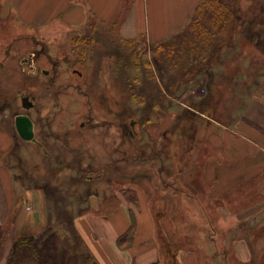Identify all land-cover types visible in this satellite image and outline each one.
<instances>
[{
	"label": "rangeland",
	"instance_id": "rangeland-1",
	"mask_svg": "<svg viewBox=\"0 0 264 264\" xmlns=\"http://www.w3.org/2000/svg\"><path fill=\"white\" fill-rule=\"evenodd\" d=\"M263 3L216 0L195 17L194 29L162 49L143 41L128 46L111 27L92 21L83 30L58 18L44 29L13 16L0 19V135L11 140L4 161L15 192L20 189L15 213L21 209L27 218L18 236L39 242L54 231L67 239L60 228L65 220L109 212L124 198L121 190L133 199L128 181L142 179L148 168L162 170L167 182L178 156L193 158L205 124L234 120L239 97L263 67ZM221 5L229 10L226 24L217 23ZM20 114L31 118L34 141L17 134L14 119ZM178 211L176 233L186 230L193 240L185 246L191 256L184 264H241L223 250V222L206 213L204 221L188 226ZM184 245L181 240L169 246L167 259ZM256 260L262 264L264 256Z\"/></svg>",
	"mask_w": 264,
	"mask_h": 264
},
{
	"label": "crops",
	"instance_id": "crops-1",
	"mask_svg": "<svg viewBox=\"0 0 264 264\" xmlns=\"http://www.w3.org/2000/svg\"><path fill=\"white\" fill-rule=\"evenodd\" d=\"M204 1L0 0V19L13 16L23 25L44 29L58 18L83 30L92 21L111 27L120 41L156 45L182 33ZM262 65L249 91L239 97L236 118L205 124L198 150L171 181H165L162 170L148 168L142 179L136 181L134 175L128 181L134 200L124 197L110 212L87 211L74 217L78 236L99 264H184L191 256L185 246L193 240L186 230L176 233L173 216L178 210L188 226L204 221L206 213L220 220L228 229L223 234H234L224 237L227 256L231 250L241 264H259L256 259L264 256V57ZM10 145L11 140L0 135V264H5L27 220L25 211L15 213L20 189L15 192L4 161ZM181 240L188 245L168 260L169 246Z\"/></svg>",
	"mask_w": 264,
	"mask_h": 264
},
{
	"label": "trees",
	"instance_id": "trees-1",
	"mask_svg": "<svg viewBox=\"0 0 264 264\" xmlns=\"http://www.w3.org/2000/svg\"><path fill=\"white\" fill-rule=\"evenodd\" d=\"M215 1L216 0H206L203 3H201L196 8L194 12V17L192 18V20L190 21L186 29L188 27L191 29H194L195 25L193 21L196 20L195 17L198 16L200 12L208 8ZM219 10H220L219 11L220 13L218 14H220V16L218 18L217 23H220V22H223V24L228 23L230 20L229 14H228L229 13L228 8H223V6L221 5V8ZM263 36L264 35L262 34V37ZM262 37L259 40H261V42H263V45H264V39H262ZM168 41H163L156 45H150V47H153L156 49L158 48L162 49L163 46L167 44ZM122 42L128 46H132L135 43H137V41H134V40L133 41H122ZM153 48H150V50L152 49V51H154ZM253 64L255 65V63ZM212 83H213L212 79L210 78L206 85V88L210 90L211 98L213 94ZM190 107L193 108L194 111H198L196 109L197 107H192V106ZM190 111L193 112L190 109H187L186 112H187V115L192 117V113ZM181 125L183 124L181 123ZM190 133L191 132H189V135ZM191 137L192 139L188 138L190 142L192 141L188 147V150L190 151L193 148V145H192L193 135H191ZM176 161H177L178 170H181L186 165V161L182 160L181 156L180 157L178 156ZM121 193L128 200L130 201L134 200L128 197L126 190H121ZM114 208L115 207H113L111 210H113ZM73 219L74 218H72L71 220H65V223L60 224L61 225L60 228L62 230H66L67 232V236H68L67 239L63 237L62 235L57 234L54 231H48L45 237L39 242H37L34 236L28 235V234L16 237L14 239V242L8 254V257L5 261V264H99L98 261L95 259V257L90 253V251L88 250V248L86 247L82 239L78 236L74 228V225H73ZM65 240L67 241V243H69L68 245L64 243Z\"/></svg>",
	"mask_w": 264,
	"mask_h": 264
},
{
	"label": "water",
	"instance_id": "water-1",
	"mask_svg": "<svg viewBox=\"0 0 264 264\" xmlns=\"http://www.w3.org/2000/svg\"><path fill=\"white\" fill-rule=\"evenodd\" d=\"M44 74H47V72L44 71ZM22 105L25 109H29L32 106V103L29 102L26 98H23ZM14 126L17 134L23 141H34L33 122L29 115L20 114L15 116Z\"/></svg>",
	"mask_w": 264,
	"mask_h": 264
},
{
	"label": "built area",
	"instance_id": "built-area-1",
	"mask_svg": "<svg viewBox=\"0 0 264 264\" xmlns=\"http://www.w3.org/2000/svg\"><path fill=\"white\" fill-rule=\"evenodd\" d=\"M27 209L29 210V207H27Z\"/></svg>",
	"mask_w": 264,
	"mask_h": 264
},
{
	"label": "flooded vegetation",
	"instance_id": "flooded-vegetation-1",
	"mask_svg": "<svg viewBox=\"0 0 264 264\" xmlns=\"http://www.w3.org/2000/svg\"><path fill=\"white\" fill-rule=\"evenodd\" d=\"M30 108H31V107H30ZM30 108H29V109H30Z\"/></svg>",
	"mask_w": 264,
	"mask_h": 264
}]
</instances>
